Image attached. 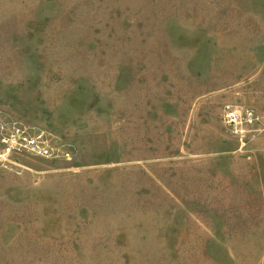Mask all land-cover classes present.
I'll use <instances>...</instances> for the list:
<instances>
[{
	"label": "rangeland",
	"instance_id": "1",
	"mask_svg": "<svg viewBox=\"0 0 264 264\" xmlns=\"http://www.w3.org/2000/svg\"><path fill=\"white\" fill-rule=\"evenodd\" d=\"M227 105L264 120V0H0V119L54 149L0 159V264H264Z\"/></svg>",
	"mask_w": 264,
	"mask_h": 264
},
{
	"label": "built area",
	"instance_id": "2",
	"mask_svg": "<svg viewBox=\"0 0 264 264\" xmlns=\"http://www.w3.org/2000/svg\"><path fill=\"white\" fill-rule=\"evenodd\" d=\"M256 117V115L248 110L242 113L239 109L231 105H227L224 111V122L233 135H238L242 141L246 136V132H252L250 127H255L257 122L262 126L260 129L264 130V120ZM250 129V130H249ZM0 130L3 133L2 143L4 149L0 152V159L9 160L12 153L28 152L40 156H52L54 149L44 139L43 133L31 134L26 129L21 128L16 121H4L0 119ZM4 166H8L7 163Z\"/></svg>",
	"mask_w": 264,
	"mask_h": 264
}]
</instances>
